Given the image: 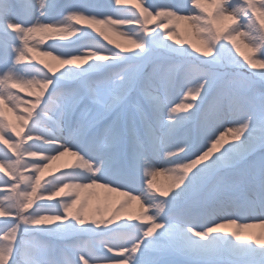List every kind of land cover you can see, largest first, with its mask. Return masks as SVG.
Wrapping results in <instances>:
<instances>
[{
  "label": "snow or ice",
  "instance_id": "snow-or-ice-1",
  "mask_svg": "<svg viewBox=\"0 0 264 264\" xmlns=\"http://www.w3.org/2000/svg\"><path fill=\"white\" fill-rule=\"evenodd\" d=\"M0 186V264H264V0H0Z\"/></svg>",
  "mask_w": 264,
  "mask_h": 264
},
{
  "label": "rangeland",
  "instance_id": "rangeland-1",
  "mask_svg": "<svg viewBox=\"0 0 264 264\" xmlns=\"http://www.w3.org/2000/svg\"><path fill=\"white\" fill-rule=\"evenodd\" d=\"M58 2L65 3V2H68V0H58ZM91 2L98 3V4H106L107 3V0H91ZM141 2L144 3L145 0H141ZM153 2H159V0H153ZM121 7L122 8H125V9H131L133 11H136V9H134V7L131 6V5H122ZM113 18L115 19L116 17H113ZM153 23H155V21ZM120 31H125L126 32L127 31V28H122V29H120ZM179 31H180L181 36L183 38H185V39H192L194 42H198L196 40V38L192 35L191 29L189 28L187 22H181L180 23ZM109 38L114 42L113 45H110V46H114V44H116V43L122 44L124 47H130L131 46L128 43V41L123 36L119 35L116 32H109ZM100 39H102V38H100ZM105 43H107V42L105 41ZM244 43L245 42H242V44H241L242 50L245 51V52L250 51L248 48H246L244 46ZM44 50H46V49H44V46L42 44L41 45V51H44ZM33 55H36V56L39 57V52L33 53ZM40 58L45 59V60H50L49 57H40ZM256 58H259V54L258 53L256 54ZM21 95H23L25 97V99L28 98L27 91L24 92V93H21ZM177 102H179V101H177ZM185 102H187V101H185ZM5 117H6V119H11L14 123L16 122V119L8 111H6V110H5ZM225 139H230V137L229 138H225ZM29 159H39V158L37 157V158H29ZM31 171L32 170L29 169L28 170V174H31ZM58 171L59 170H57L56 168H54V166H53V164L51 162L49 168H47V169L44 170V174L42 176V184L45 182V180L49 176L57 174ZM156 183L159 186H165L167 184V181L165 182L164 185L163 184H160L159 177H158ZM0 190H2V186H0ZM113 193L119 194V192H113ZM81 196H82V198L86 196L87 199H88V205H87V207L85 209V212L86 213L94 212L97 204H99L102 207H106V208L114 207L117 204L116 200H109L108 193L102 191L100 188H96L95 190H87V191H84V192H82ZM114 196H115V194H114ZM133 209L134 208H132V207L129 206L128 211L129 212H132V213H135L136 211L133 210ZM0 219H2V218H0ZM240 223H248V221L242 220V221H240ZM244 231L247 234H251V235H258V233L260 232L254 226L251 227V228L245 229ZM90 264H91V262H90Z\"/></svg>",
  "mask_w": 264,
  "mask_h": 264
},
{
  "label": "bare ground",
  "instance_id": "bare-ground-1",
  "mask_svg": "<svg viewBox=\"0 0 264 264\" xmlns=\"http://www.w3.org/2000/svg\"><path fill=\"white\" fill-rule=\"evenodd\" d=\"M8 105H5V110L8 111ZM9 112V111H8ZM15 119H16V114L9 112ZM225 138H229V136H225ZM54 168H56L57 170H61L62 168H64V166L66 164H71V163H75L76 162V157L72 156L71 153H66L64 156L59 157L56 160L51 161ZM159 181L160 184H165V182L167 181L165 177H159ZM102 191L108 193L109 195V200H116V202L118 203L119 201L125 199L124 196L121 195V193L116 194L113 192H108L106 189L100 188ZM115 194V196H114ZM130 207L134 208L133 210L137 211L138 207H139V201H132L130 204ZM230 229H234V225H229L228 226ZM255 228H257L260 232L258 233V235H264V227H261L259 224L254 225Z\"/></svg>",
  "mask_w": 264,
  "mask_h": 264
}]
</instances>
